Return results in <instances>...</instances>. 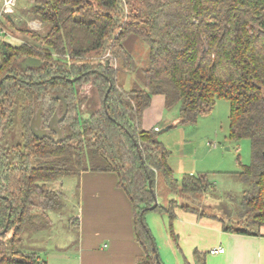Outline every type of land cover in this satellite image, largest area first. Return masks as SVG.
Listing matches in <instances>:
<instances>
[{"label": "trees", "instance_id": "16d2710c", "mask_svg": "<svg viewBox=\"0 0 264 264\" xmlns=\"http://www.w3.org/2000/svg\"><path fill=\"white\" fill-rule=\"evenodd\" d=\"M30 13L47 30L24 27L27 38L18 44L7 38L4 23L13 25L15 17L6 12L0 18V130L13 116L18 95L26 129L23 142L8 149L0 136V264H49L36 251L20 249L33 207L61 205L60 194L39 182L85 170L117 174L143 249L136 264H165L145 218L150 211L167 214L170 237L181 252L174 228L179 208L218 218L226 231L252 233L250 226L264 224V0H32ZM132 39L148 45L146 61L130 48ZM107 51L111 57L99 60ZM29 55L43 63L24 69L20 62ZM121 70L140 76L144 87H124ZM85 83L96 88L101 101L87 117L80 95ZM156 94L164 96L167 109L179 105L180 123H195L218 98L230 101L229 137L249 138L252 148L251 163L233 172L247 184L237 210L239 225L206 211L202 198L213 187L207 172L179 179L156 127L143 126ZM57 95L68 103L60 121L63 137H37L30 127L35 110L43 107L47 127L54 113L63 111ZM150 180L158 200L154 208ZM194 253L206 264V252Z\"/></svg>", "mask_w": 264, "mask_h": 264}, {"label": "rangeland", "instance_id": "374dc122", "mask_svg": "<svg viewBox=\"0 0 264 264\" xmlns=\"http://www.w3.org/2000/svg\"><path fill=\"white\" fill-rule=\"evenodd\" d=\"M31 2L32 0H16L11 9L3 10L0 14L2 19L6 12H10L16 19L13 25L7 21L4 22L8 31L6 36L12 42L18 44L22 42V39L26 40L27 37L21 32L24 27H30L41 32L47 30L45 23H42L38 18L32 19L30 13ZM129 46L136 55L141 54L145 61L148 59V45L132 39L129 41ZM54 55L57 54L54 53ZM101 56H98V59L102 61L111 57L108 51ZM113 63L115 68L119 66L116 59ZM119 82L126 88L144 87L140 76H135L134 73L125 70H121ZM80 92L81 97L84 98L81 106L82 116L87 117L101 106L100 95L91 83L83 84ZM16 98L18 99L14 111H12L13 116L10 115L12 117L5 121L4 128L2 131L0 130L3 142L1 144L6 149L22 143L26 130L21 117V106L24 103L21 102L20 98L22 97L20 95ZM152 98L164 97L161 94H156ZM167 110L177 111H175L177 120L174 121L176 125L169 129H163L166 124L160 123L157 129L159 138L165 139L164 137L168 134L169 140L171 138L175 139V130L183 129L184 134L195 146L196 151L193 152L194 159H186V164L188 166L195 165L196 172H207L213 182V187L202 198L206 211L217 214L229 225H239L237 210L247 184L238 179L233 172L241 170L243 164L251 163L252 148L249 138H241L237 141L229 137L230 101L226 98H218L214 108L210 112L200 115L195 123L178 122L180 117L179 105ZM193 145L190 148L194 149ZM176 176L179 179L181 178V174ZM39 183L45 185L50 191L60 194L58 198L61 205L54 209H45L40 206L33 207V223L24 231L20 249L36 251L40 259L49 263L57 260L67 261L69 258L71 262L76 261L79 251V229L76 219L81 188L79 175H62L56 179L40 181ZM170 197L184 201V197L180 194H173ZM35 201L38 202L39 200L35 198ZM187 201L190 202L191 200ZM145 218L155 236L162 261L165 264H183L184 257L176 243L171 239L168 227L166 228L167 214L150 211ZM36 226L42 228L35 230ZM252 227L254 226H250V228ZM11 235L12 231H9L7 237Z\"/></svg>", "mask_w": 264, "mask_h": 264}, {"label": "crops", "instance_id": "0c3cea01", "mask_svg": "<svg viewBox=\"0 0 264 264\" xmlns=\"http://www.w3.org/2000/svg\"><path fill=\"white\" fill-rule=\"evenodd\" d=\"M175 111L167 110L165 98H152L144 111L143 126L169 125L177 120ZM164 138L161 140L170 147L169 164L175 174L182 176L196 172L195 165L186 164V159H194L193 152L196 151L183 129L175 130V139L169 140L168 134ZM191 145L194 149L190 148ZM79 179L81 188L76 214L78 258L73 262L69 258L48 263L136 264L143 249L135 232L131 200L119 187L117 174L85 170L79 174ZM174 228L179 236L182 256L185 254L191 264H200L196 260L195 249L206 252L203 258L206 264H264V224L251 228L252 233L226 231L218 218L199 216L179 208ZM214 247H223L224 251L213 253L210 250Z\"/></svg>", "mask_w": 264, "mask_h": 264}, {"label": "water", "instance_id": "95a60500", "mask_svg": "<svg viewBox=\"0 0 264 264\" xmlns=\"http://www.w3.org/2000/svg\"><path fill=\"white\" fill-rule=\"evenodd\" d=\"M43 63V61L36 57V56H32L29 55L27 57H25L21 62H20V66H22L24 69L28 68V67H34V66H39ZM111 87V86H110ZM110 87L107 90V93L104 97V104L106 105V99H107V95L108 92L110 91ZM58 97H60L61 99H63V103H64V108L63 111L60 113L58 110L54 113V115L52 116V118L49 120L48 126L44 127L43 126V107L40 106L35 110V113L31 119V123H30V127L33 131V133L37 136V137H50L56 140H61L63 137V130L60 126V121L65 117V115L67 114V110H68V103L65 99L64 96L62 95H57ZM176 124L175 122H172L169 125H166L163 129H169L172 125ZM52 131H55L57 133V137H55V135L52 133ZM149 185H150V189L153 192L156 200L153 203V205L151 206V208H154L157 204H158V200H157V196L156 193L152 187V181H149ZM155 246V244H154ZM156 256L158 258V260H160L159 257V253H156Z\"/></svg>", "mask_w": 264, "mask_h": 264}, {"label": "built area", "instance_id": "2783aa9c", "mask_svg": "<svg viewBox=\"0 0 264 264\" xmlns=\"http://www.w3.org/2000/svg\"><path fill=\"white\" fill-rule=\"evenodd\" d=\"M16 3V0H0V14L3 10L7 11L11 9ZM4 31V30H3ZM159 127H156L158 129ZM213 253L216 252H223L224 248L223 247H214L210 250Z\"/></svg>", "mask_w": 264, "mask_h": 264}, {"label": "flooded vegetation", "instance_id": "af4514ba", "mask_svg": "<svg viewBox=\"0 0 264 264\" xmlns=\"http://www.w3.org/2000/svg\"><path fill=\"white\" fill-rule=\"evenodd\" d=\"M63 108H64V103H63ZM49 123V122H48ZM43 126H44V124H43ZM45 127V126H44ZM52 133L55 135V137H57L58 135H57V133L55 132V131H52Z\"/></svg>", "mask_w": 264, "mask_h": 264}]
</instances>
